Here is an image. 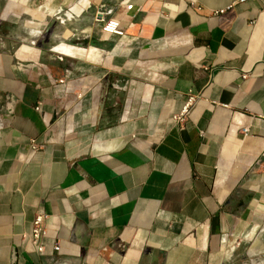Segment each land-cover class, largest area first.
<instances>
[{"label": "crops", "instance_id": "1", "mask_svg": "<svg viewBox=\"0 0 264 264\" xmlns=\"http://www.w3.org/2000/svg\"><path fill=\"white\" fill-rule=\"evenodd\" d=\"M4 3L0 264H264V0Z\"/></svg>", "mask_w": 264, "mask_h": 264}, {"label": "built area", "instance_id": "2", "mask_svg": "<svg viewBox=\"0 0 264 264\" xmlns=\"http://www.w3.org/2000/svg\"><path fill=\"white\" fill-rule=\"evenodd\" d=\"M241 1H243V0H241ZM118 26H119V23L117 21H109L108 24L105 26V30L114 33L117 30ZM60 83H63V80H60ZM6 100L8 102H11V103H13V101H14L13 97L9 96V95L6 96ZM194 100H195L194 96H189L186 103L181 108V110L178 113H175L172 115V119L175 122L180 124L184 120L185 115H187L189 113V110H190L191 105L193 104ZM36 109L40 110V106L38 105L36 107ZM12 112H13V106L8 109L9 114ZM44 221H45V215L44 214H38L33 221L32 229H31V233H30L31 241L39 252L44 251L43 238L46 235V229L44 226ZM54 249L58 250L59 248H58V246H55Z\"/></svg>", "mask_w": 264, "mask_h": 264}, {"label": "rangeland", "instance_id": "3", "mask_svg": "<svg viewBox=\"0 0 264 264\" xmlns=\"http://www.w3.org/2000/svg\"><path fill=\"white\" fill-rule=\"evenodd\" d=\"M5 5L4 3V0H0V19H1V12H2V9H3V6ZM18 22L20 23L18 25H13V24H6V22H1L0 20V50L2 49L1 46H2V43H5L8 41L6 35H9L10 36V41H16L18 40V37L20 38V40H18L19 42H23L24 38L26 37V39L29 37V34L30 33H38V29H35L33 24L31 23L32 22V17L31 16H25L22 15V16H18ZM26 22H30L29 23H26ZM25 24L26 27H25ZM24 27V28H23ZM9 33V34H8ZM16 46H17V43H16ZM11 103V102H8L6 100V96L1 94L0 95V117L1 115H3L4 113L8 112V109L10 107H8V104Z\"/></svg>", "mask_w": 264, "mask_h": 264}, {"label": "bare ground", "instance_id": "4", "mask_svg": "<svg viewBox=\"0 0 264 264\" xmlns=\"http://www.w3.org/2000/svg\"><path fill=\"white\" fill-rule=\"evenodd\" d=\"M70 49H71V47H70ZM10 106H11V103H10ZM8 107H9V105H8ZM11 108V107H10Z\"/></svg>", "mask_w": 264, "mask_h": 264}]
</instances>
